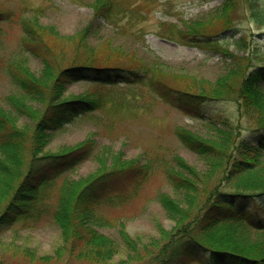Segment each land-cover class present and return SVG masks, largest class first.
Returning <instances> with one entry per match:
<instances>
[{
  "label": "trees",
  "instance_id": "16d2710c",
  "mask_svg": "<svg viewBox=\"0 0 264 264\" xmlns=\"http://www.w3.org/2000/svg\"><path fill=\"white\" fill-rule=\"evenodd\" d=\"M116 2L90 0L89 6L96 17L114 24L124 8ZM119 3L121 7L117 6ZM247 4L251 5L249 1ZM239 7V0H225L208 17L210 28L204 21L190 23L184 29L168 24L163 35L182 45L231 56L227 43L223 46L219 37L223 30L233 27ZM249 9L253 11L252 7ZM11 14L10 10L0 9V22L12 18ZM24 16L18 18L22 33L19 45L38 57L42 71H32L23 56L0 59V71L11 78L17 89L5 97L9 108L0 106V233L17 223L25 227L39 221L47 209L45 202L53 197L54 182L64 172L75 169L92 149L91 142H82L56 154L43 152L53 133L63 125L106 102L86 95L64 98L67 86L82 81L100 86L118 81L138 83L145 84L185 115L204 120L206 137L179 126L175 132L182 145L204 159L207 170L190 166L180 157L172 161L175 169L163 167V177L175 193L182 195L179 200L166 193L159 196L167 216L175 218V226L159 230L162 239L141 249L126 230H121V240L133 252V261L264 264V65L250 66L248 55L232 57V64L213 82L193 80L176 89L162 81V64L140 63V69L101 64L102 43L88 46L89 27L68 37L78 47L85 46L84 53L71 51L69 63H59L64 53L51 57L44 34L54 33L57 38L59 35L53 28L39 25L36 17ZM110 50L119 52L112 46ZM230 100L235 105L234 117L207 114L204 110L210 101ZM19 116H25L30 124L21 127ZM115 161L76 181L73 187L65 185L58 190L52 219L69 245L73 240V251L75 247L82 248L88 261L106 260L118 246L97 228L101 220L104 224L99 213L103 205L123 203V198L109 191L111 182L116 179L125 184L139 173L133 164L117 166Z\"/></svg>",
  "mask_w": 264,
  "mask_h": 264
},
{
  "label": "rangeland",
  "instance_id": "374dc122",
  "mask_svg": "<svg viewBox=\"0 0 264 264\" xmlns=\"http://www.w3.org/2000/svg\"><path fill=\"white\" fill-rule=\"evenodd\" d=\"M116 1L124 8L119 11L122 14L117 23L111 24L94 15L89 6L90 0H0V9L12 12V18L0 22V59L23 56L22 60L32 71L41 73L38 57L26 53L19 45L22 33L18 18L25 15L26 18L36 17L39 25L53 28L59 35L57 38L54 33L44 34L46 49L51 57L64 53L59 63L68 64L72 58L71 51L84 53L86 47H78L68 37L89 27L88 46L102 43L99 46L101 64L131 69H140L137 67L140 63L146 66L162 64L165 71L162 81L176 89L190 85L193 80L213 82L226 66L232 64V57L248 55L250 66L264 65L263 0H239L240 7L233 27L223 30L219 37L223 46L227 43L225 46L231 54L227 57L207 49L179 44L163 35L168 24L184 29L190 23L204 21V25L210 28L208 17L225 0ZM248 1L251 5L247 4ZM253 14L256 16L253 17ZM216 30L220 31V27ZM111 46L119 52L111 51ZM16 92L11 78L0 71V106L9 108L5 97ZM82 95L106 102L100 108L63 125L53 133L43 152L56 154L82 142H91L92 149L75 169L64 172L54 182L53 197L45 202L47 209L39 221L25 227L23 223H17L0 233V264H136L133 252H129L121 240V230H126L141 249L143 245L162 239L159 230H170L175 226V218L167 216L159 196L166 193L179 200L182 195L175 193L163 177V167L169 165L175 169L172 161L180 157L190 166L207 170L204 159L182 145L175 132L179 126L206 137L208 131L204 120L185 115L145 84L118 81L113 85L100 86L82 81L68 85L64 98ZM204 110L212 115L235 116V105L231 100L210 101L205 104ZM17 121L21 127L30 124L25 116H19ZM242 125L245 129L246 124L243 122ZM113 160H116L117 166L133 164L139 173L126 180L125 184L116 179L111 182L109 191L123 198V203L118 206L103 205L99 213L105 219L104 224L101 220L97 228L118 246L108 259L88 261L81 253L82 248L75 247L73 251V240L69 245L68 239L54 223L53 209L62 186L73 187L76 181L98 171L105 164L109 166Z\"/></svg>",
  "mask_w": 264,
  "mask_h": 264
}]
</instances>
